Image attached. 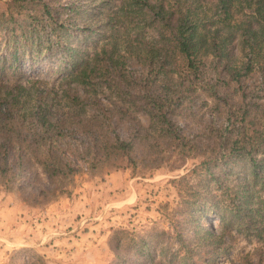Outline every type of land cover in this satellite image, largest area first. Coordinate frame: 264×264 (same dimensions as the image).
Here are the masks:
<instances>
[{
    "label": "trees",
    "instance_id": "trees-1",
    "mask_svg": "<svg viewBox=\"0 0 264 264\" xmlns=\"http://www.w3.org/2000/svg\"><path fill=\"white\" fill-rule=\"evenodd\" d=\"M90 39L91 46L79 45ZM25 54L59 55L68 69L57 90L45 87L33 98L25 83L0 75L4 183L35 168L56 183L82 167L131 163L130 151L139 148L187 146L177 109L202 87V101L223 119L211 127V152L193 169L173 234L178 245L162 243L158 256L156 243L140 237L126 242L134 251L118 254L116 264H167L178 256L198 264L201 249L213 264L236 232L264 242V0H6L0 71ZM212 207L219 224L206 227ZM192 244L203 248L193 252ZM28 261L46 264L40 255ZM236 264L253 263L246 253Z\"/></svg>",
    "mask_w": 264,
    "mask_h": 264
},
{
    "label": "rangeland",
    "instance_id": "rangeland-1",
    "mask_svg": "<svg viewBox=\"0 0 264 264\" xmlns=\"http://www.w3.org/2000/svg\"><path fill=\"white\" fill-rule=\"evenodd\" d=\"M5 6L6 0H0V8ZM92 43L93 39L88 43L81 40L79 45ZM4 69L6 72L0 71V75L5 73L2 80L25 83L33 98L45 87L57 90L68 68L59 55L38 58L25 54L20 62ZM197 88L189 98H182L177 109L176 121L189 139L187 146L161 143L152 153L139 148L130 151L131 163L95 170L82 167L56 183H50L38 168L36 174L14 173L5 183L0 177V264H28L34 255H40L46 264H116L121 258L118 254L128 258L133 253L134 248L126 245L131 247L132 240L140 237L156 243L158 256L162 243L175 248V225L194 183L193 169L211 152V127L219 126L223 119L202 101L203 88ZM140 121L146 125L143 116ZM117 131L132 136V129L126 131L122 125ZM68 156L76 162L73 155ZM216 212L215 207L209 209L203 218L206 227L219 224ZM10 214H17L18 219ZM228 243L227 251L216 259L212 256L213 264H236L246 253L253 264H264V242L236 232ZM199 246L192 244L193 252ZM203 250L193 257L198 264L207 262ZM182 262L178 256L167 264H185Z\"/></svg>",
    "mask_w": 264,
    "mask_h": 264
},
{
    "label": "crops",
    "instance_id": "crops-1",
    "mask_svg": "<svg viewBox=\"0 0 264 264\" xmlns=\"http://www.w3.org/2000/svg\"><path fill=\"white\" fill-rule=\"evenodd\" d=\"M12 216V218H14L15 220L18 219V215L17 214H10Z\"/></svg>",
    "mask_w": 264,
    "mask_h": 264
}]
</instances>
